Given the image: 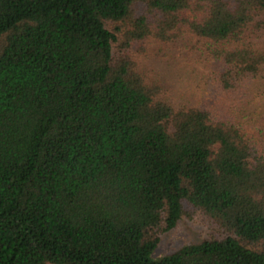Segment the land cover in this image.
<instances>
[{"label":"trees","instance_id":"trees-1","mask_svg":"<svg viewBox=\"0 0 264 264\" xmlns=\"http://www.w3.org/2000/svg\"><path fill=\"white\" fill-rule=\"evenodd\" d=\"M189 43L208 101L153 61ZM263 80L264 0H0V264H264Z\"/></svg>","mask_w":264,"mask_h":264},{"label":"rangeland","instance_id":"rangeland-1","mask_svg":"<svg viewBox=\"0 0 264 264\" xmlns=\"http://www.w3.org/2000/svg\"><path fill=\"white\" fill-rule=\"evenodd\" d=\"M195 52L196 49L192 43L186 46L163 45L158 59L153 60L161 71V76L170 80L174 97L188 103H199L205 99L208 101L206 95L211 91L200 88L213 87L211 80H208L211 69L197 62ZM183 80H185L183 84H180ZM246 116L251 118L248 127L253 135L264 139V108L260 114L258 111L254 113L249 109ZM260 127H263L262 132L258 131ZM210 232L208 222L199 213L184 216L175 227L159 235V243L151 254V258L159 260L187 244L202 242L209 237Z\"/></svg>","mask_w":264,"mask_h":264}]
</instances>
